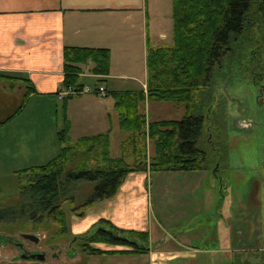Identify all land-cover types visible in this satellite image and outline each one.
Returning a JSON list of instances; mask_svg holds the SVG:
<instances>
[{
	"label": "crops",
	"instance_id": "1",
	"mask_svg": "<svg viewBox=\"0 0 264 264\" xmlns=\"http://www.w3.org/2000/svg\"><path fill=\"white\" fill-rule=\"evenodd\" d=\"M157 2L163 5L161 11L158 6L154 10ZM171 8L166 11L164 0H0V73L17 77L0 79V173L17 174L43 165L48 155H57L55 147L51 152L48 149L43 128L49 115L55 114L57 120L58 102H62L57 91L64 79L67 46L110 49L108 75L93 74L91 62L82 65L80 74L85 85H103L107 96L75 95L64 104L72 126L95 131L92 135L114 129L119 116L109 93L142 88L146 93L147 48L160 46L159 41L167 39L162 27L170 30L171 24L173 28ZM237 125L256 138L264 129V115L258 124L241 118ZM214 140L217 149L228 151L220 163L212 161L197 171L155 173L169 176L161 183L165 189L158 210L162 220L154 212L148 188L152 173L148 171L129 173L113 198L96 202L84 217L73 220V230L80 234L101 219L119 228L146 232L143 252L94 243L93 247L104 251L130 252L83 253L102 257L103 264H238L249 262L248 253L264 254V247L240 246L244 237L241 225L252 227L248 237H256L254 227L264 225V151L240 160L230 154L237 139L232 144L228 137ZM243 182L247 184L241 188ZM179 186L190 215L182 217L178 209L164 214L168 208L163 201L169 200L171 193L176 195ZM79 242L74 237L71 246L81 250ZM62 257L56 254L52 258Z\"/></svg>",
	"mask_w": 264,
	"mask_h": 264
},
{
	"label": "trees",
	"instance_id": "2",
	"mask_svg": "<svg viewBox=\"0 0 264 264\" xmlns=\"http://www.w3.org/2000/svg\"><path fill=\"white\" fill-rule=\"evenodd\" d=\"M171 5L172 44L148 46L146 93L143 88L109 93L118 112L119 127L129 131L120 143L121 155H110L108 132L70 143V121L65 115V126L58 132L60 152L44 165L17 173L24 175L19 179L20 206L0 211V219L10 216L39 223L51 218L61 226V233H66L64 204L74 203L79 181L96 182L92 194L71 209V214L84 217L96 202L113 198L129 173L197 171L227 157L228 151L217 149L215 136L205 125L214 106L212 78L215 67L226 58L241 57V48L253 36L256 25L264 27V0H171ZM89 62L93 63V74L108 75L110 49L65 47L61 87L84 86L80 74L82 65ZM5 78L17 79L0 73V79ZM146 101L181 104L185 112L181 119L148 121L143 112ZM226 102H218L221 119L225 117ZM150 146L152 154L148 155ZM76 237L87 254L130 252L104 251L93 247L94 243L129 246L143 252L148 242L146 232L119 228L106 219ZM255 255L256 263L264 264V254Z\"/></svg>",
	"mask_w": 264,
	"mask_h": 264
},
{
	"label": "rangeland",
	"instance_id": "3",
	"mask_svg": "<svg viewBox=\"0 0 264 264\" xmlns=\"http://www.w3.org/2000/svg\"><path fill=\"white\" fill-rule=\"evenodd\" d=\"M164 1L166 2V11L170 12V0ZM156 6H158V11H161V8H163L162 3H154L153 7L155 11ZM162 29L166 32L167 39L160 40L159 44L171 45V24L170 30L165 27H162ZM250 38L245 41V44L241 48L242 55L240 58L236 60L226 58L222 65L215 67L211 88L213 95L212 104H214V106L212 105V112L205 120V125L210 126L209 130L215 137L220 139H227L228 137L229 144H232V141L237 139L236 145L230 147V154L231 156H238L240 160H247L250 159V157L258 156V153L264 151L263 128H261L259 136L254 138L251 137L252 135H250V131L243 130L237 125L238 119L241 118L246 121H253L254 125L255 123L258 124L260 117L264 115V89L261 88V85H264V79L260 78L258 75V71L261 70L263 72L262 69H264V27L260 23L256 25L253 31V36ZM133 70H135V67H133ZM136 72L139 74L138 71ZM127 83L129 84V82ZM95 85L96 83L91 84L90 86ZM111 98L113 97L111 96ZM220 99L227 101L224 108V110L226 109L225 117L222 119L217 114L219 109L218 102ZM61 101L63 103L58 102L59 112L57 120L54 118L55 116H53L55 114H51L47 120L46 127H42L43 129H46L47 145L50 152L51 149L55 147L54 151L59 153L62 147V143L59 141L58 132L65 126L64 116L66 115V111L64 110L65 100ZM146 105L143 106V112L146 114L148 121L156 119H181L185 112L183 105L172 102L149 101ZM114 124V129L106 132L109 133L110 155L112 157H119L121 155L120 143L122 140L127 138L129 131L120 129L118 127L119 121H114ZM92 132L95 131L84 130L83 127L77 124L72 126L70 123V143L77 142L81 137L91 136L93 134ZM258 142H261V144ZM217 146L219 145L217 144ZM150 153L152 154L151 146L148 155H151ZM54 157H56V155L53 157L48 155L46 160L43 162V165L50 162V160ZM23 176V174L11 172H6L5 174L0 173V211L8 208H19V179ZM168 178L169 176L152 173V178L148 180V188L150 191V198L153 202L154 212L156 215H159L160 220H162V217L160 216V211H158L159 200L161 192L165 191L164 188L162 189L161 183ZM150 180H153V183ZM95 184L96 182L79 181L76 184L77 189L75 192L76 198L74 203L64 204L68 220L66 233H61V226L54 222L51 218H45L39 223L37 221H29L24 218L12 219L10 216L0 219V236H5V238L9 240V242L6 243L4 242V239L0 237V264H103L104 260L102 257H90L84 254L82 249L79 250L78 247L71 246L74 236L81 233L73 230V220L79 217L71 214V209L72 207H78L90 196V194H92ZM246 184L247 183L244 182L242 184L239 183V186L243 188ZM176 193V195L171 193L172 196H170L169 200L163 201L168 208L166 210L168 213L164 212V214L170 215L171 211L175 213V209H178L180 216L183 217L184 214L190 215V210L185 206L186 196L184 195L183 187L179 186ZM161 202L162 200H160V203ZM251 228L252 227L248 225H241L240 229L244 232V237L240 238V246L249 248H259L260 246L264 247V237H259V235L264 236V225L261 223L260 225L254 227L256 237H248L247 232ZM23 233L35 234L40 238V240L38 243H35L31 240L25 239L22 236ZM17 242H22L25 248L29 251H42L46 256H48V259L46 261H29L19 258L20 249H18L15 245ZM56 254L63 255L64 257L57 260L52 258ZM248 254L250 257H246L249 262H240L238 264H259L258 261L256 263L258 257L257 255L252 253ZM250 258H253L255 262L252 263V261L249 260Z\"/></svg>",
	"mask_w": 264,
	"mask_h": 264
},
{
	"label": "built area",
	"instance_id": "4",
	"mask_svg": "<svg viewBox=\"0 0 264 264\" xmlns=\"http://www.w3.org/2000/svg\"><path fill=\"white\" fill-rule=\"evenodd\" d=\"M82 94H96L101 96H107L106 88L103 85L96 84L95 86H67L60 87L57 91V97L60 100H65L71 96Z\"/></svg>",
	"mask_w": 264,
	"mask_h": 264
},
{
	"label": "water",
	"instance_id": "5",
	"mask_svg": "<svg viewBox=\"0 0 264 264\" xmlns=\"http://www.w3.org/2000/svg\"><path fill=\"white\" fill-rule=\"evenodd\" d=\"M22 236L25 238V239H29V240H32L34 241L35 243H38L40 238L35 235V234H31V233H23ZM19 258L21 259H27V260H39V261H44L46 256L44 253H28V254H21L19 256Z\"/></svg>",
	"mask_w": 264,
	"mask_h": 264
},
{
	"label": "flooded vegetation",
	"instance_id": "6",
	"mask_svg": "<svg viewBox=\"0 0 264 264\" xmlns=\"http://www.w3.org/2000/svg\"><path fill=\"white\" fill-rule=\"evenodd\" d=\"M262 70H263V72L261 70L258 71V75H259L260 78L264 79V69H262ZM261 88L264 89V85L263 86L261 85ZM0 237L4 239V242H6V243L9 242V240L7 238H5V236H0ZM15 245L18 247V249H20V255L21 254H28V253H39L40 254L42 252V251H39V250H30L29 251L28 249L25 248V246L23 245L22 242H17V243H15Z\"/></svg>",
	"mask_w": 264,
	"mask_h": 264
}]
</instances>
